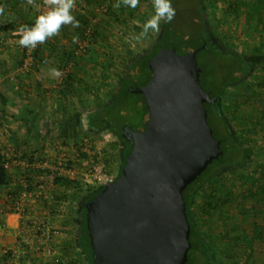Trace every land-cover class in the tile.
Returning <instances> with one entry per match:
<instances>
[{"label": "trees", "instance_id": "trees-1", "mask_svg": "<svg viewBox=\"0 0 264 264\" xmlns=\"http://www.w3.org/2000/svg\"><path fill=\"white\" fill-rule=\"evenodd\" d=\"M223 1H227L224 3L226 15H231L233 19H239L241 14L245 15V35L246 37H257L259 42L252 50H254L253 54L261 55L264 52V0H222L221 2ZM193 2L194 8L198 5L199 9H195L197 12L194 19L195 31L191 36L187 37L188 33H184L185 31L182 30L179 32V29H176L175 20L178 19L180 7L177 9L171 0L172 7L175 9L174 17L170 22L161 20L159 31H156L151 46L147 49H141L137 53L131 50L133 47L130 48V44L121 40L120 37L122 36L114 33V31L115 28H123L121 26L123 24L125 29L133 28L135 32L141 33L143 31L142 23L150 18L149 16L146 17L143 12V4L153 6V0H138L135 8L125 5L123 0H87L88 6L85 14L80 11H72V14L79 21V26L74 28L72 25H62V29L73 30L74 34L78 36V40H82L88 37L86 31L90 27L89 46L86 51L77 53L78 40L72 43L70 48L64 50L55 74H59L60 70L71 62L76 64L80 58H86L92 62H95V58H101L100 65L108 63V67L102 69L104 71L102 73L107 76H111L110 73L118 69L119 78L117 82L113 83V81L107 80L105 83L108 91H104V99H100L102 97L100 87L85 85V94L94 95L91 97L94 104L91 103L90 106L86 105L84 99L73 101L77 95L75 87L81 86L80 83L83 84L75 69L66 75L60 89H58L60 97L64 101L65 115L70 113L72 106L77 108L78 105H82L83 109L79 113L84 112L87 117L86 125H80L79 131L86 129L84 132L97 134L108 130L117 137L122 145V162L116 175L118 178L132 150L131 142L124 135L125 125L132 126L134 130H143L149 120V109L144 95L132 90L149 83L153 76L149 66L150 59L164 47H174L178 53L180 51L187 53L199 49L197 59L200 67V80L203 88L209 94L204 106L208 112V122L213 128V134L221 142L222 154L218 159H214L207 169L183 191L191 229V248L186 264H228V262L234 264L230 261L235 260L239 252H247L251 255L255 240L264 241V222L261 221L264 220V154L249 144L251 143L250 139L238 132L239 129L256 132L255 130L259 128L263 130L264 134V110L258 112L251 109L257 103H264V94L260 91L264 88V64H258L261 65L263 72L256 75L254 72L256 61L251 57L254 55L247 54L241 49L228 51L229 35L227 36L224 32L221 33L222 35H218L215 31L216 24H219L218 19L208 18L206 15V8L210 11V3L215 5L213 0H193ZM18 3L19 0H0V6H3L5 10L10 8V12L6 14L10 20L2 22L0 15V33L10 31L11 34L14 33V36L20 39L17 29L22 25L31 26L34 24L39 12L34 14L29 12L28 16L24 18L23 9L18 6ZM117 4L120 6L116 7ZM152 11L154 12V8ZM97 17L98 21L93 22L92 19ZM20 18L22 21L18 25L16 19ZM133 23H135L134 27L131 26ZM118 45L122 46L120 47L121 50ZM95 46L103 48H101V54L94 51ZM237 47L240 48V45ZM42 50L43 44L40 43L33 49L32 67L39 72L40 76L49 73L41 67H37V64H41ZM25 56V51H23L18 66L23 65ZM199 56H201L200 59ZM0 67L2 70L0 72L7 73L6 61H0ZM255 112L256 114H254ZM70 115L65 116V118L68 119ZM79 123H81L80 120ZM238 123L241 124L239 129L236 126ZM42 154V149L25 151L19 158L26 162H32L37 156L40 159ZM85 157L86 155H83V158ZM3 160V156L0 155V163ZM96 161H98L97 155ZM26 168L25 171L20 170V175L26 179L29 189L34 188L36 176L46 171L36 170L34 167ZM11 178L12 172L1 165L0 185H9ZM230 178H233V185L230 183ZM54 182L63 190L61 194L54 195L56 203L69 204V210L65 212L68 218L66 221L67 224L73 226L66 231L75 234L72 242L75 250H70L68 246L66 253L67 255H72L74 252L78 254L76 259L71 260V264H93V251L87 227L86 203L92 200L104 186L91 183L83 185L82 182L69 179L67 176H56ZM207 185L209 186L208 190L205 189ZM238 187L239 190H237ZM68 191L70 192L66 193ZM199 191L206 196L205 216L202 220L197 218L195 209L192 208L195 193ZM248 200H251L252 204L247 206ZM231 204H234V208L230 207ZM226 210L239 213L243 220L252 219L253 223L251 234L242 231L234 237L229 235L225 239L228 244L226 248L229 261L227 262L223 258L226 255L216 245L210 235L211 233H209L210 230L208 232L200 225L203 220H206L205 226L208 225V229L216 228L213 222L215 220L212 218L216 214L230 218L224 212ZM260 218L262 219L259 220ZM225 230L226 226L224 225L219 229L220 232L217 237L221 236ZM246 256L247 254H244L242 258L247 260ZM53 262L54 260L51 263ZM242 264L248 263L244 261Z\"/></svg>", "mask_w": 264, "mask_h": 264}, {"label": "water", "instance_id": "water-1", "mask_svg": "<svg viewBox=\"0 0 264 264\" xmlns=\"http://www.w3.org/2000/svg\"><path fill=\"white\" fill-rule=\"evenodd\" d=\"M196 49L164 47L149 61L143 130L125 125L132 150L118 178L86 203L93 264H186L190 223L183 191L222 154L204 102Z\"/></svg>", "mask_w": 264, "mask_h": 264}, {"label": "crops", "instance_id": "crops-1", "mask_svg": "<svg viewBox=\"0 0 264 264\" xmlns=\"http://www.w3.org/2000/svg\"><path fill=\"white\" fill-rule=\"evenodd\" d=\"M18 6L23 9L24 18L28 16L29 11L32 12V10H29L32 4H29L27 0H19ZM1 18L3 22V16H1ZM6 20H10V17ZM16 21L19 25L22 19H16ZM242 22L244 25L246 24V19L244 17ZM115 33L119 32L116 31ZM74 36L76 35L73 30L66 31L63 30L61 26L56 35L48 38L42 43L41 64H37V67H41L45 72L48 71L49 73H44L43 76H40L39 72H37L34 67L26 70L18 66L19 60L22 57V52L25 51L26 48L19 44V39L14 36V33L11 34L10 31L0 33V61H6L7 68V73L0 72V126L2 129H5L2 137L3 146L15 149L20 154L25 151L40 149L46 154L49 149H52L50 147L52 142H57V140L66 142L69 139H74L76 135L80 133L78 129L79 126L82 124L86 125L87 115L84 112L79 113L80 110L83 109L82 105H78L77 108L72 106L69 113L71 114L70 117L68 119L65 118V116L67 117L69 114H64V101L62 97H60V91L58 90L60 87L56 86L55 83L59 75L57 73L55 74V71H57L61 56L65 49L70 48ZM101 48L100 46H95L94 51L101 54L103 49ZM100 60L101 58H95V62H92L88 61L86 58H80L79 62L77 61L76 64L74 63L73 68L81 78L83 84L80 83L81 86L75 87L77 95L74 97L73 101L94 96L93 94H90V96L85 94V85H96L98 87L102 86L103 88L104 82H101L103 80L96 82V78L99 77V72L97 71L101 70L104 72L102 69H106L108 63L106 62L104 65L102 64V66L100 65ZM260 64L263 65L264 61H261ZM261 65H255V68L261 69ZM90 72L96 75L93 76ZM88 75L92 76V80L88 78ZM107 77V79L110 78V76ZM86 78L90 80L88 81ZM100 99H104V96ZM68 120L71 122L69 123ZM79 120L81 123H79ZM83 131H81V133ZM28 136H30V138H28ZM25 168L26 167L22 164L9 167L8 169L12 172L10 184L7 186L0 185V213L5 223L4 227L0 225V250L3 247H7L18 252V255L11 260L10 264H18L20 259L21 261L23 260L22 262L29 261L34 263L32 255L29 254L31 250H28L31 248V245H28L29 243L26 241V232L28 229L24 234L20 232L23 228L22 221L24 217L21 211L16 210V201L18 203L20 201L21 206L25 208V219L28 218V214H31V212L37 213L39 211L45 215L44 218H46V223L50 224L53 223L50 221L53 220L56 214L62 213L61 216L64 215V217H61V226L63 225L61 228L64 229V231L62 232L63 234L61 233L58 237L69 243L73 240L75 235L66 231L68 228L71 229L73 225L67 224V215L65 211H61L59 203L40 201L33 197L31 194L33 188H27L24 176L20 175V170L25 171ZM46 179L47 188L51 195L54 196L63 192L61 187L53 180L49 178ZM69 192L70 191L66 193ZM52 208L53 210H51ZM28 236H31V234H28ZM53 239L52 242L54 246H57V241ZM2 256H4V254L0 252V258H3Z\"/></svg>", "mask_w": 264, "mask_h": 264}, {"label": "rangeland", "instance_id": "rangeland-1", "mask_svg": "<svg viewBox=\"0 0 264 264\" xmlns=\"http://www.w3.org/2000/svg\"><path fill=\"white\" fill-rule=\"evenodd\" d=\"M215 5H212V3H210V11L209 9L206 8V15L208 18L212 17V18H216L218 19L219 24H216L217 28H215V31L218 35H222L221 33L224 32V34H226L227 36L229 35L230 38V43H229V48L228 51H239L240 49L243 50L244 52H246L247 54H252L254 56H251L253 58L254 61H256V65L258 66V64L261 61H264V52L261 53V55L258 54H253L254 50L253 47L255 45H257V42H259V40L257 39V37L255 38L254 36L252 37H246L245 35V25L242 22L243 17L245 18L244 14H241L239 19H233L231 15H226L224 12V9L226 7V5L224 3H227V1H223L220 0L219 2L217 0H213ZM140 2V1H139ZM39 3L40 0H34L32 3L31 8L29 7V10H32V13H36V12H40L39 11ZM153 5V4H152ZM173 5L177 6V9L179 8V16L178 19H176V29H179V32H181V30L184 33H188V36H191V34L195 31L194 29V19L197 15L196 10H198V5L196 8H194V2L193 0H173ZM8 7V6H7ZM144 7V13L147 16L151 17V15L153 14V6L148 5V4H143ZM10 8H7L5 10V14L1 15L4 18V22L7 21L6 19H8V15H6L9 11ZM196 9V10H195ZM30 12V11H29ZM246 19V18H245ZM145 21L142 23L144 26ZM121 26H123V28H115V31L119 32L117 34H119L120 38H122L121 40L125 41L126 44H130V48L131 50H133L134 52L139 53L141 49H147L151 46V44L153 43V39L156 35V31L153 30H149L148 33L143 34V31L141 33H137L133 30V28H128L125 29L124 25L122 24ZM132 27L135 26V23H133L131 25ZM245 28V29H244ZM122 30V31H121ZM121 31V32H120ZM115 33V32H114ZM216 34V35H217ZM217 35V36H218ZM225 36V35H224ZM218 39V38H216ZM113 41V40H112ZM123 41H121L123 43ZM240 45V48H238L237 46ZM119 49L120 45H118ZM239 49V50H238ZM121 50V49H120ZM184 52L180 51L179 54H183ZM203 55V54H201ZM201 58V56H199V59ZM251 58V59H252ZM119 68V67H118ZM112 71V70H111ZM110 71V72H111ZM88 72V71H87ZM94 72V71H93ZM93 72H90L91 75H96ZM96 72V70H95ZM97 72H99L98 74V78H96V82H99L101 79H103L102 82H104L103 88L102 86L101 91H102V97L105 96L104 91H108V87L106 86V82L107 80H111L114 82H117L119 75L118 73V69L117 70H113V72L110 73V78L107 79V75H104L102 73L101 70H98ZM255 74H259L262 73L263 71L259 68V69H255ZM88 75L91 80H92V76ZM86 78V79H88ZM88 79V81L90 80ZM95 80V79H94ZM260 91L263 92L264 94V88L261 89ZM89 98V99H88ZM88 98H84V101H86V105L90 106V104H94V100H92L91 97ZM227 107V106H226ZM229 107V106H228ZM225 108V107H224ZM228 109V108H227ZM251 109L253 110H257L258 112L261 111L263 112L264 110V103H257L256 105H254V107H251ZM256 114V112L254 113ZM239 125L241 126V124H236V126L239 129ZM82 130H80V133L78 135H76V137L74 139H69L68 141H64L62 142L61 140H57V142H52L50 145V147L52 149H49L46 152V157L48 159H53L55 160L60 154L62 153H66L67 156H71L73 155L75 149H77V145H81L82 142L84 141V139L89 140V142H93V148L96 151V155L98 158V163L97 165L104 168L105 171L108 172H112L114 174H117V171L120 167V164L122 162V156H121V144L119 143L117 137L112 134V132L108 131V130H104L100 133H92V132H82ZM256 132H250L249 130H245V129H239L238 132L242 133V135H244V137L248 138L251 140V143L255 149H257L261 154H264V134H263V130L262 129H256ZM77 138V139H76ZM251 171V169H250ZM250 171H246V172H250ZM78 177H80V182H82L85 179L89 178L87 176L83 175V170L81 168L78 169ZM254 172V171H253ZM252 173V171H251ZM254 175V174H252ZM86 182H82V184L84 185ZM230 183L233 185V178H230ZM240 187V186H239ZM239 187L237 188V190H239ZM209 186L207 185V187L205 188L206 190H208ZM205 194L203 192H196L195 193V201L193 203V209H195V214L197 215V218L199 219H203L204 218V204L206 201L205 198ZM38 202V201H37ZM252 202L251 200H248L246 202V205H251ZM232 208H234V204H231ZM59 208L61 209V211L63 210V212L69 210V204H60ZM34 212V211H33ZM37 212V211H36ZM226 212V214H228L230 218H224V216H221L218 214H216L212 220L215 223V227L214 229L210 228L208 229V225L205 226L206 220L202 221V225L203 227L209 232L211 233V237H213L216 245L218 246V248L223 251V253L226 255L224 256V261L227 262L229 261V259L227 258V242H226V238L230 235L232 237L238 235L240 232L244 231L246 233L251 234L253 231V223H252V219L251 220H243L240 218L239 213H236L233 211H224ZM62 213H58L56 214V216L53 218L52 221L53 223L47 224L46 222V218H44V214L42 212H37V213H32L28 214V218H26L24 221L27 224H29L30 228L23 230L22 234L26 232V241H33V245L34 247L40 243H47L50 244L51 246H53L56 249V253L55 255H57L59 259V261H66L69 262L71 264V260L76 259L77 255L76 252H74L72 255H67L66 250L67 247H70V250H75L73 244L72 243L74 241V239L67 243V241L63 240L62 238L60 239L58 236H60V234L64 231V229H62L61 227V216ZM27 215V214H26ZM66 216V215H65ZM263 217V216H261ZM262 218H260L259 220H261ZM264 222V220H261ZM205 222V223H204ZM35 225H39L42 228H46L48 226H52L53 228H55L58 232L56 236H53V238L57 241V246H54L52 239L47 240L46 239V235L43 233V230L41 229H37ZM52 224V225H51ZM23 225V224H22ZM210 225V224H209ZM226 226V230L223 234H221V236L217 237V235L219 234V229L222 226ZM65 226V225H64ZM210 227H212L210 225ZM28 234H31V236H28ZM63 234V233H62ZM221 237V238H220ZM53 239V240H54ZM69 249V248H68ZM233 249V246H232ZM235 249H239V248H235ZM30 252L29 254L32 255V260L33 262L37 263V264H48L52 262V258L51 257H44L42 258L41 256H39L38 254H36V250L34 248L28 249ZM247 254L246 258L247 260H245V258H242V255ZM5 256V255H4ZM0 258V264H10L11 260L14 259L15 257H4ZM250 257V259H248ZM23 261V260H22ZM21 259L19 260L18 264H32L31 262L27 261V262H22ZM247 261L248 264H262V262L264 261V241L261 240H255L254 243V249L251 255H249V253H238V256L235 260H231L230 262L234 263V264H242V262ZM228 264H231L228 262Z\"/></svg>", "mask_w": 264, "mask_h": 264}, {"label": "built area", "instance_id": "built-area-1", "mask_svg": "<svg viewBox=\"0 0 264 264\" xmlns=\"http://www.w3.org/2000/svg\"><path fill=\"white\" fill-rule=\"evenodd\" d=\"M87 6H88L87 0H75L72 11H80L85 14ZM46 10H47L46 0H40L39 14ZM99 11L101 12L102 10H99ZM92 21L93 22L98 21V17L93 18ZM90 31H91V28L89 27L86 31V36L88 37L86 39L78 40V43H77L78 48L76 51L77 53L87 50V47L89 46V41H90V37L88 35ZM33 49L34 48H30V47L25 49L26 56L24 58L23 65L21 67L26 70H29L32 68V64L34 61L33 60ZM73 67H74V62H71L64 69L60 70L59 75L55 81L56 86L60 87L66 75L70 71H72V69H74ZM4 130L5 129H2V127L0 126V155L3 156L4 158L3 162L0 163V168H1V165L9 168L12 165L22 164L26 167H34L38 170L42 169L44 171H47L46 173H40L38 176H36L34 188L33 190H31L32 192L31 194L36 200L51 201L53 203H56L57 201L55 200V197L51 195V193L49 192L47 188L46 178H49L54 181L56 176H67L69 179H72V180H82L80 179V177H78L79 168H81L84 171L83 175L89 178V180L84 178L83 181L86 183H91L93 185L95 184L99 186H105L113 182L116 179L117 174L105 171L104 168L97 165L98 162L96 161V151L93 148V142L91 141L89 142L88 138L84 139L82 144L77 146L75 153L71 156H67L66 153H62L55 160H53V159H48L46 157L47 155L43 153L40 156V159H39V156H37L34 158L35 159L34 161L26 162L19 158L21 154L18 153L15 149H10L8 147L3 146L2 137H3ZM83 155H86V157L83 158ZM25 182H26V187H27L28 184H27L26 179H25ZM16 203H17L16 210L21 211L22 216L24 217L23 218V221H24L25 220V208L21 206L20 201L19 203L16 201ZM22 224H23V228L20 230L21 233L23 232V230L30 228L29 224L25 222H22ZM0 225L2 227H4L5 225L3 219L1 218V213H0ZM35 226L37 229L43 230V233L46 235L47 240L49 239L51 240L53 236L57 235L58 231L52 226L42 228L39 225L34 224V227ZM27 242L29 243L28 245H31V248H34L36 250V254H38L42 258L51 257L52 260H54V262L51 264H70L69 262L59 261V259H56L58 258L57 255H55L56 249L50 244L40 243L39 245L37 244L34 247L33 241H27ZM0 252L10 258L16 257L18 255L17 251L11 250L7 247H3L0 250Z\"/></svg>", "mask_w": 264, "mask_h": 264}, {"label": "clouds", "instance_id": "clouds-1", "mask_svg": "<svg viewBox=\"0 0 264 264\" xmlns=\"http://www.w3.org/2000/svg\"><path fill=\"white\" fill-rule=\"evenodd\" d=\"M75 0H46L47 10L36 16L34 24L22 25L17 29L20 35L19 44L25 48H35L38 43H44L48 38L56 35L62 25H72L78 27L79 21L72 14ZM29 4L33 0H28ZM128 7L135 8L138 0H123ZM119 7L120 5H115ZM154 12L144 23L143 34L149 30L159 31L160 22H170L175 15L171 0H153ZM5 14V8L0 6V15ZM78 40V36L73 37V43ZM58 74V73H57Z\"/></svg>", "mask_w": 264, "mask_h": 264}, {"label": "flooded vegetation", "instance_id": "flooded-vegetation-1", "mask_svg": "<svg viewBox=\"0 0 264 264\" xmlns=\"http://www.w3.org/2000/svg\"><path fill=\"white\" fill-rule=\"evenodd\" d=\"M192 207H193V204H192ZM196 216H197V215H196ZM200 225L203 226V225H202V222L200 223Z\"/></svg>", "mask_w": 264, "mask_h": 264}]
</instances>
